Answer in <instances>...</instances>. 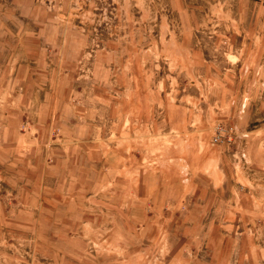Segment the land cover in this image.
Wrapping results in <instances>:
<instances>
[{
  "label": "rangeland",
  "instance_id": "obj_1",
  "mask_svg": "<svg viewBox=\"0 0 264 264\" xmlns=\"http://www.w3.org/2000/svg\"><path fill=\"white\" fill-rule=\"evenodd\" d=\"M0 264H264V0H0Z\"/></svg>",
  "mask_w": 264,
  "mask_h": 264
},
{
  "label": "crops",
  "instance_id": "obj_2",
  "mask_svg": "<svg viewBox=\"0 0 264 264\" xmlns=\"http://www.w3.org/2000/svg\"><path fill=\"white\" fill-rule=\"evenodd\" d=\"M142 176L143 188L146 191L144 197L139 198V201L132 198L120 202L121 214L128 220L127 228L134 227L140 231V235L149 239L151 234L148 236V231L150 233L153 230L188 232L198 227L201 217L207 213L204 199L201 200L198 211L195 213L191 206H187L177 179H163V173L158 174L155 171H144ZM120 230L125 231L124 228Z\"/></svg>",
  "mask_w": 264,
  "mask_h": 264
}]
</instances>
